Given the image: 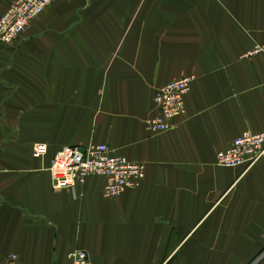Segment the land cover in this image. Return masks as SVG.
I'll return each mask as SVG.
<instances>
[{
	"label": "crops",
	"instance_id": "crops-1",
	"mask_svg": "<svg viewBox=\"0 0 264 264\" xmlns=\"http://www.w3.org/2000/svg\"><path fill=\"white\" fill-rule=\"evenodd\" d=\"M257 44L264 0H57L0 41V264H264V158L246 173L216 160L264 131ZM184 77V115L149 133L154 92ZM96 144L143 164L139 186L53 190L56 152Z\"/></svg>",
	"mask_w": 264,
	"mask_h": 264
},
{
	"label": "built area",
	"instance_id": "built-area-1",
	"mask_svg": "<svg viewBox=\"0 0 264 264\" xmlns=\"http://www.w3.org/2000/svg\"><path fill=\"white\" fill-rule=\"evenodd\" d=\"M57 0H14L0 17V41L12 43L24 34L29 25L41 16ZM264 44H257L251 55H263ZM193 77L168 82L158 88L153 96L154 114L143 121L151 134H161L174 128L176 120L185 113L184 98L190 91ZM48 149L45 144L32 146V156L43 159ZM264 158V131H244L231 146L217 155V164L224 168H241L243 173L252 170ZM52 189L75 190L91 177L104 180L102 196L115 199L126 191L135 189L144 179L145 169L141 163L115 155L104 144L85 148L65 146L52 157L49 167ZM73 264H86L84 252L70 255Z\"/></svg>",
	"mask_w": 264,
	"mask_h": 264
}]
</instances>
